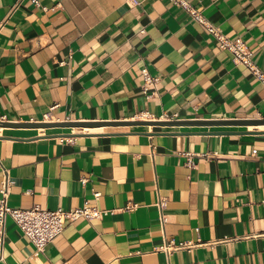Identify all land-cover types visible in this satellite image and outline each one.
Here are the masks:
<instances>
[{
  "label": "crops",
  "instance_id": "1",
  "mask_svg": "<svg viewBox=\"0 0 264 264\" xmlns=\"http://www.w3.org/2000/svg\"><path fill=\"white\" fill-rule=\"evenodd\" d=\"M188 1L264 71V0ZM45 114L95 124L0 126L8 204L109 212L68 220L43 252L9 216L0 264H264V126L230 122L264 118V84L184 8L0 0V120Z\"/></svg>",
  "mask_w": 264,
  "mask_h": 264
},
{
  "label": "built area",
  "instance_id": "2",
  "mask_svg": "<svg viewBox=\"0 0 264 264\" xmlns=\"http://www.w3.org/2000/svg\"><path fill=\"white\" fill-rule=\"evenodd\" d=\"M130 1V0H126ZM137 2V0H134ZM173 1L176 5L181 6L186 11L191 13L193 17L201 21L207 28V30L212 33L214 38L220 43V47L224 50L231 51L234 56V61L239 64H243L250 69L252 74H254L263 84H264V71L254 62L251 55V50L247 43L241 39H232L224 35L220 29L212 24L203 17L200 11L194 7L188 0H169ZM142 74L145 78V84L150 85L158 81V77L151 76L147 69L142 70ZM145 85V86H146ZM146 88V87H145ZM143 114L138 113L137 116L141 117ZM45 121H50V116L45 114ZM168 119H173L177 114H174ZM187 165L192 166L193 160L189 157ZM5 178L2 181V187L0 188V259L2 258L4 251V242L6 228L5 223L7 218L10 216L14 219L19 228L22 229L24 234L33 242L36 246V252H43L46 248L47 243L54 240L65 230V224L68 220H75L78 218H101L103 214L109 212V210H101L98 207L91 206L88 200H85L83 205L74 209H49L44 208L39 204H34L28 209L15 208L8 204L9 198V188L14 183L13 179L9 176V173L5 170ZM95 196L99 197L100 193H96ZM157 205L160 208L161 220L165 222L164 210L167 207V200L164 197H159ZM127 209H136L135 204H128ZM202 242H185V241H174L166 240L163 245L157 248V251L162 250L167 254H170L178 249L192 250L196 246L201 245Z\"/></svg>",
  "mask_w": 264,
  "mask_h": 264
},
{
  "label": "water",
  "instance_id": "3",
  "mask_svg": "<svg viewBox=\"0 0 264 264\" xmlns=\"http://www.w3.org/2000/svg\"><path fill=\"white\" fill-rule=\"evenodd\" d=\"M198 122H203L200 120H192L190 122H187L189 124L193 123H198ZM230 122L233 123H239L241 125H248V124H255V125H263L264 124V118L262 119H248V120H232ZM226 122V123H230ZM160 124H174V123H182V122H176V121H158ZM95 123H87V122H74V121H63V122H50V121H44V122H25V123H16V122H5L0 120V126H7V125H12V126H34V127H44V126H81V125H91Z\"/></svg>",
  "mask_w": 264,
  "mask_h": 264
},
{
  "label": "bare ground",
  "instance_id": "4",
  "mask_svg": "<svg viewBox=\"0 0 264 264\" xmlns=\"http://www.w3.org/2000/svg\"><path fill=\"white\" fill-rule=\"evenodd\" d=\"M258 126H264V124H263V125H258ZM75 128H76V127H75ZM70 129H72V128H70ZM70 129H68V130H70ZM83 129H86V128H83ZM1 130H3V127H0V131H1ZM38 130H39L40 132H44V130H46V128H39ZM68 130H67V131H68Z\"/></svg>",
  "mask_w": 264,
  "mask_h": 264
}]
</instances>
